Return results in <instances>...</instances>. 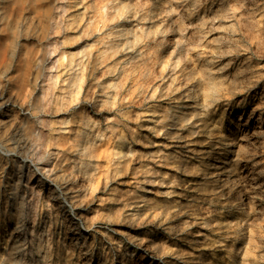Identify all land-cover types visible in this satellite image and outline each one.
Here are the masks:
<instances>
[{"label":"clouds","instance_id":"obj_1","mask_svg":"<svg viewBox=\"0 0 264 264\" xmlns=\"http://www.w3.org/2000/svg\"><path fill=\"white\" fill-rule=\"evenodd\" d=\"M12 5L0 7V264H84L79 234L118 225L147 230L130 243L152 264H264V185L242 167L254 146L230 141L223 172L188 155L247 75L264 79V0ZM130 173L129 190L114 187ZM197 226L216 237L211 257L179 243Z\"/></svg>","mask_w":264,"mask_h":264},{"label":"rangeland","instance_id":"obj_2","mask_svg":"<svg viewBox=\"0 0 264 264\" xmlns=\"http://www.w3.org/2000/svg\"><path fill=\"white\" fill-rule=\"evenodd\" d=\"M257 64H264V61L253 62V67ZM256 76H264V67L257 68ZM246 79L250 80L253 84L247 91H244L232 99L222 102L217 106L216 111L208 118L210 126L216 121L217 125L215 138L208 143L204 141L208 140L207 136L198 137L197 140L200 143H194L191 146V152L188 155L192 158L194 163L199 162L201 158H204L205 163H212L215 169L223 172L225 168L230 165V159L234 157L235 145L230 144V141H240L244 145H253L256 151V155L245 161L242 164L244 174L248 176L249 180L256 178V182L264 185V175H260L264 170V79H253L252 74H248ZM10 86V85H9ZM9 93L5 92V98ZM259 116L261 119H259ZM260 122H258L257 119ZM256 120L257 122H254ZM215 121V122H214ZM246 123L245 129L240 135L232 136L233 130L235 131L238 123ZM253 122V123H252ZM252 124V125H251ZM243 126H241L242 128ZM221 128V129H220ZM142 136H148L154 143L161 144L166 143L162 139L152 137L150 133L142 132ZM241 137H246L245 140H240ZM138 150L149 152L156 151L155 148H141L139 145L135 146ZM168 151H175V149H168ZM104 151L99 154V159L104 157ZM201 154V155H197ZM219 160V161H218ZM6 167V166H5ZM137 165H133V168ZM161 171H170L168 169H161ZM175 175V173H173ZM3 171H0V182L3 180ZM133 179L132 174L122 177L121 182L114 187H119L121 191L130 189L128 183ZM100 182L98 181V184ZM26 186V185H25ZM164 189H153L152 191H163ZM98 195H105L104 193H98ZM160 199L159 197H154ZM259 203V202H258ZM93 207L97 208H109L113 205H100L96 204ZM233 216L227 213L223 216H217L214 220H219L222 223L227 220L233 219ZM81 220L86 222V217H80ZM187 219V217L182 218ZM177 222H173L175 225ZM99 231L95 233L81 232L78 236V240L84 245V264H152L151 258L139 248H134L130 241H133L136 236L143 235L147 230L129 228L127 225H118L117 231H107L102 226H98ZM72 231V229H70ZM106 233V234H105ZM124 233L129 235L125 237ZM199 233V234H197ZM212 236L216 237L213 233L209 232L205 228L197 226L192 230V234L186 241L179 242L181 246L195 252L197 255H205L211 257L213 255L212 249L203 248L205 238ZM154 239L165 238L161 232H156L153 236ZM238 246H242L239 245ZM136 260V261H135ZM214 264V261L212 262Z\"/></svg>","mask_w":264,"mask_h":264},{"label":"bare ground","instance_id":"obj_3","mask_svg":"<svg viewBox=\"0 0 264 264\" xmlns=\"http://www.w3.org/2000/svg\"><path fill=\"white\" fill-rule=\"evenodd\" d=\"M0 7H2V8H4L6 11H11V13L15 16L16 14H17V10L13 7V5H12V0H0ZM4 39V37H0V40H3ZM18 87V85H16V84H11L10 86H9V88H11L12 90H15L16 88ZM7 97V96H6ZM262 117V116H261ZM261 117L259 116V119H261ZM263 118V117H262ZM257 119V118H256ZM259 119H257L258 120V122H260L259 121ZM215 122V121H214ZM254 122H257L256 120H254ZM217 123V121L214 123V124H216ZM246 123L247 122H245V123H238V126L236 127V129H235V131L233 130V135L232 136H237V135H240L242 132H243V130L245 129V126H246ZM253 123V122H252ZM213 124V125H214ZM252 125V124H251ZM241 126H243L242 128H241ZM221 129V128H220ZM236 138V137H235ZM219 161V160H218ZM3 180V179H2ZM27 186V185H26ZM136 261V260H135ZM132 264H136V263H132Z\"/></svg>","mask_w":264,"mask_h":264}]
</instances>
